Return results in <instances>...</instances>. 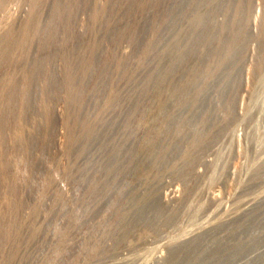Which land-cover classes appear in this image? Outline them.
Segmentation results:
<instances>
[{
    "label": "rangeland",
    "instance_id": "obj_1",
    "mask_svg": "<svg viewBox=\"0 0 264 264\" xmlns=\"http://www.w3.org/2000/svg\"><path fill=\"white\" fill-rule=\"evenodd\" d=\"M0 264H264V0H0Z\"/></svg>",
    "mask_w": 264,
    "mask_h": 264
}]
</instances>
